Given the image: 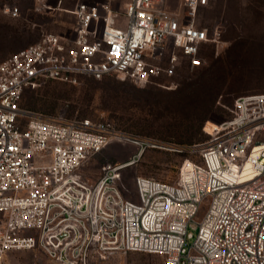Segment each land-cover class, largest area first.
I'll return each mask as SVG.
<instances>
[{
  "label": "built area",
  "instance_id": "built-area-1",
  "mask_svg": "<svg viewBox=\"0 0 264 264\" xmlns=\"http://www.w3.org/2000/svg\"><path fill=\"white\" fill-rule=\"evenodd\" d=\"M208 4L182 0L179 13L168 0L79 2L68 11L73 37L42 33L0 62V264L9 250L36 246L59 264H96V251L155 254L166 264H264V93L238 97L230 119L184 147L20 105L26 89L48 80L117 76L172 89L157 79L174 76L181 58L200 66L201 47L221 43L220 30L198 25ZM3 7L20 14L17 5ZM113 143L137 148L132 164L148 149L186 157L174 183L137 176L129 199L121 181L128 163L104 165L93 184L78 172Z\"/></svg>",
  "mask_w": 264,
  "mask_h": 264
},
{
  "label": "rangeland",
  "instance_id": "rangeland-1",
  "mask_svg": "<svg viewBox=\"0 0 264 264\" xmlns=\"http://www.w3.org/2000/svg\"><path fill=\"white\" fill-rule=\"evenodd\" d=\"M25 0H0V62L20 47L25 27L39 29L33 19L44 12L22 6ZM17 5L18 17L5 14L4 4ZM31 6V5H29ZM180 0L170 8L180 11ZM198 25L209 34L221 31V43L202 51L203 61L190 68L181 64L172 77L161 76L157 84L139 87L117 76L102 80L81 77L78 84L48 80L24 91L21 107L38 116L81 117L107 122L127 133L152 138L163 145L188 146L209 138L210 126L230 119L235 100L243 95L264 93V0H210L198 12ZM42 33H47L42 30ZM178 53V52H177ZM137 148L113 143L78 171L93 184L104 165L128 163ZM185 155L166 148L146 150L134 164H126L121 181L127 198L136 197L135 178L152 177L174 183ZM96 264H166L160 255L143 252L96 251ZM6 264H59L40 246L29 250H9Z\"/></svg>",
  "mask_w": 264,
  "mask_h": 264
},
{
  "label": "crops",
  "instance_id": "crops-1",
  "mask_svg": "<svg viewBox=\"0 0 264 264\" xmlns=\"http://www.w3.org/2000/svg\"><path fill=\"white\" fill-rule=\"evenodd\" d=\"M181 1L182 0H180V3ZM26 2L28 3L27 7H31V10L34 9L36 11H40L39 2L37 0H25L23 3H21L22 6L19 7H25ZM79 2L97 4L100 3L101 0H62L61 4L59 3V0H46V4L51 7V10H41V12H44L41 13L43 14L42 17L33 19L34 24L36 23L39 27H42L41 30L25 27L24 33L23 35H21V38L23 39L20 43V47H17L15 52H18L26 48L27 46L37 42L42 35V30L49 33L73 37L75 34L74 30L76 25V17L68 11L72 10ZM170 5L171 0H168L169 10H171ZM183 12L184 9L180 7L179 13Z\"/></svg>",
  "mask_w": 264,
  "mask_h": 264
},
{
  "label": "trees",
  "instance_id": "trees-1",
  "mask_svg": "<svg viewBox=\"0 0 264 264\" xmlns=\"http://www.w3.org/2000/svg\"><path fill=\"white\" fill-rule=\"evenodd\" d=\"M209 3H210V0H209ZM209 5V4H208ZM208 45H210V44H205L203 47H201V52H200V55H201V58H202V61H203V50H204V48L206 47V46H208ZM202 65V64H201ZM200 65V66H201ZM190 66V65H189ZM200 66H198V67H200ZM198 67H194V68H198ZM190 68H192L191 66H190ZM194 68H192V69H194ZM130 81V80H129ZM131 82H133V81H131ZM135 85H137V86H139V87H148V86H150L151 84H148V85H146V86H140V85H138V84H136L135 82H133ZM248 95H250V94H248ZM235 103V102H234ZM233 108H234V106H233ZM193 145V144H192ZM185 146V145H184ZM184 146H179V147H184ZM188 146H190V145H188ZM177 153V152H176ZM180 154V153H179ZM183 155V154H182ZM165 260V259H164Z\"/></svg>",
  "mask_w": 264,
  "mask_h": 264
},
{
  "label": "bare ground",
  "instance_id": "bare-ground-1",
  "mask_svg": "<svg viewBox=\"0 0 264 264\" xmlns=\"http://www.w3.org/2000/svg\"><path fill=\"white\" fill-rule=\"evenodd\" d=\"M131 164V163H130Z\"/></svg>",
  "mask_w": 264,
  "mask_h": 264
}]
</instances>
